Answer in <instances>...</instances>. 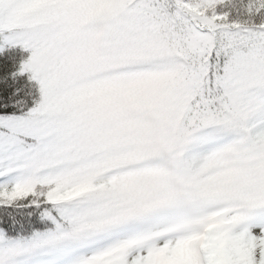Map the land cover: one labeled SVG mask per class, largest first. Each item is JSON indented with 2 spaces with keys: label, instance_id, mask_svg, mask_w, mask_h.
<instances>
[{
  "label": "snow or ice",
  "instance_id": "1",
  "mask_svg": "<svg viewBox=\"0 0 264 264\" xmlns=\"http://www.w3.org/2000/svg\"><path fill=\"white\" fill-rule=\"evenodd\" d=\"M0 264H264V0H0Z\"/></svg>",
  "mask_w": 264,
  "mask_h": 264
}]
</instances>
